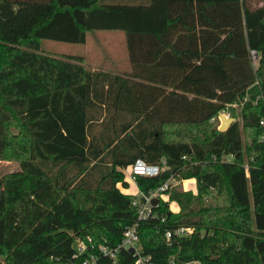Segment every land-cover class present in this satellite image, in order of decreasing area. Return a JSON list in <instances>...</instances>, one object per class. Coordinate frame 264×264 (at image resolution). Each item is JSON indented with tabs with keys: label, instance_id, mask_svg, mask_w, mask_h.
Wrapping results in <instances>:
<instances>
[{
	"label": "trees",
	"instance_id": "trees-1",
	"mask_svg": "<svg viewBox=\"0 0 264 264\" xmlns=\"http://www.w3.org/2000/svg\"><path fill=\"white\" fill-rule=\"evenodd\" d=\"M101 29L125 33L129 73L42 52ZM262 95L264 6L249 0H0V158L18 162L0 178V264H81L75 238L113 247L135 222L152 264H264ZM245 98L247 170L238 121L209 122ZM136 159L161 166L139 192L170 181L142 220L118 187ZM189 178L195 194L171 183ZM179 226L195 231L166 241Z\"/></svg>",
	"mask_w": 264,
	"mask_h": 264
},
{
	"label": "rangeland",
	"instance_id": "rangeland-1",
	"mask_svg": "<svg viewBox=\"0 0 264 264\" xmlns=\"http://www.w3.org/2000/svg\"><path fill=\"white\" fill-rule=\"evenodd\" d=\"M41 49L44 53H50L54 55H81L83 56L84 65L87 67H95L96 69H103L106 71H114L116 65L129 66L127 61V52L124 41V34L121 30H95L90 31L86 35V41L84 43H67L49 39H43L41 43ZM111 56V57H110ZM110 59H116L114 61ZM104 58L108 60L104 61ZM99 61H104L103 64L98 63ZM258 63L256 64V66ZM129 68V67H128ZM259 96L257 95L254 101H257ZM248 100L245 98L240 102H236L231 106L226 107L221 110L220 113L228 115V117L234 118V121H238L241 137L244 144V159L243 163L247 166V160H250L251 154H249L246 146L250 140V135L247 133V130L242 126L241 121V110L245 103ZM213 128H219L220 120H217L210 124ZM219 130V129H218ZM18 169L17 160L9 154L7 157L0 158V178L2 175L12 172ZM125 176V181L128 183L127 186L123 187L122 184H118V187L123 193L131 194L138 196L139 189L136 186V183L133 179L130 178V168L126 167L123 170ZM172 184H179L185 191H190L196 193V180L194 178L184 179L182 181L172 180ZM163 199H168L166 194L162 195ZM169 208L171 211L175 212L178 208V204L175 201L169 202ZM179 210V209H178ZM177 212V211H176ZM201 264V263H200Z\"/></svg>",
	"mask_w": 264,
	"mask_h": 264
},
{
	"label": "built area",
	"instance_id": "built-area-1",
	"mask_svg": "<svg viewBox=\"0 0 264 264\" xmlns=\"http://www.w3.org/2000/svg\"><path fill=\"white\" fill-rule=\"evenodd\" d=\"M250 57L252 60L253 66H256L259 60V53L255 49H250ZM262 101L264 103V95H262ZM220 113V112H219ZM219 113L215 116H212L209 120L210 123H213L219 119ZM228 117V115H226ZM261 125H264V117H262L259 121ZM232 156H223V160H230ZM164 161H162V164ZM130 168V178L134 180L136 175L143 176H154L157 175L161 166L159 164H150L145 162L142 159H136V161L128 166ZM247 170V166H246ZM170 181H166L161 186L157 187L154 190H150L148 193H139L138 196H135L131 204L137 210V219L142 220L148 217L151 214V208L154 204H152L153 198H159L164 194V191L168 188V184ZM138 222H135L131 226L125 228L123 231L122 238L120 242L113 247H110L104 243H100L95 246L91 242V238L87 239L83 238H75L72 244L74 249V257L83 256L81 264H98L103 258H108L111 261V264L118 263V253L120 249L124 248L129 251V248H133L132 254H134L135 264H152L149 261L147 256H144L140 252V247L138 245V235L136 231V227ZM195 228L192 226H179L175 230H167L165 232V239L169 241L173 234L178 236H190L194 233ZM182 264H200L198 261H188Z\"/></svg>",
	"mask_w": 264,
	"mask_h": 264
},
{
	"label": "crops",
	"instance_id": "crops-1",
	"mask_svg": "<svg viewBox=\"0 0 264 264\" xmlns=\"http://www.w3.org/2000/svg\"><path fill=\"white\" fill-rule=\"evenodd\" d=\"M105 1H124V2H127V1H133V0H105ZM249 2H251L254 6H264V0H249ZM113 30H118V29H113ZM123 34H124V41H125V33L123 32ZM85 41H86V38H85ZM125 47H126V41H125ZM126 52H127V49H126ZM110 57H109V61L110 60H112V61L116 60V59H110ZM105 60H108V58H104V61ZM84 61H85V59H84ZM104 61H99V62L97 61V62L103 64ZM127 61H128V56H127ZM128 64H129V66H127L126 64H124L122 66L116 65L115 66L116 69L114 71H106V70H103V69H96L95 67L91 68V67H87L86 65L85 66L87 68L91 69V70H102V71H106V72H110V73H115V74H126V73H129L131 71V65H130L129 61H128ZM178 209H179V207L175 210V212L178 211Z\"/></svg>",
	"mask_w": 264,
	"mask_h": 264
},
{
	"label": "water",
	"instance_id": "water-1",
	"mask_svg": "<svg viewBox=\"0 0 264 264\" xmlns=\"http://www.w3.org/2000/svg\"><path fill=\"white\" fill-rule=\"evenodd\" d=\"M219 119H220V126H219V130L220 131H224L226 130L229 125L234 121V118L232 117H227L226 115H224L223 113H219ZM158 202V198H153L152 199V204H156ZM129 252H133V248H129Z\"/></svg>",
	"mask_w": 264,
	"mask_h": 264
}]
</instances>
